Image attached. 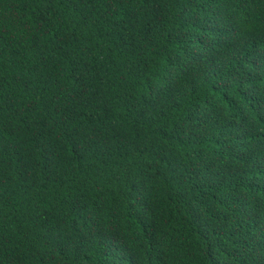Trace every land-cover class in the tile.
I'll return each mask as SVG.
<instances>
[{
    "label": "trees",
    "instance_id": "1",
    "mask_svg": "<svg viewBox=\"0 0 264 264\" xmlns=\"http://www.w3.org/2000/svg\"><path fill=\"white\" fill-rule=\"evenodd\" d=\"M0 264H264V0H0Z\"/></svg>",
    "mask_w": 264,
    "mask_h": 264
}]
</instances>
